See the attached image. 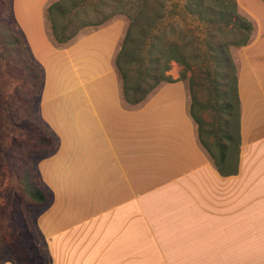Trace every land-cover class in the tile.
I'll return each mask as SVG.
<instances>
[{
  "label": "crops",
  "instance_id": "obj_1",
  "mask_svg": "<svg viewBox=\"0 0 264 264\" xmlns=\"http://www.w3.org/2000/svg\"><path fill=\"white\" fill-rule=\"evenodd\" d=\"M255 3L237 0L254 31L232 53L240 143L225 163L236 172L220 174L201 144L184 79L133 110L108 97L78 103L53 172L41 169L54 202L39 227L58 264H264V1ZM33 9L26 33L43 44Z\"/></svg>",
  "mask_w": 264,
  "mask_h": 264
},
{
  "label": "rangeland",
  "instance_id": "obj_2",
  "mask_svg": "<svg viewBox=\"0 0 264 264\" xmlns=\"http://www.w3.org/2000/svg\"><path fill=\"white\" fill-rule=\"evenodd\" d=\"M54 1L56 0H0V22L5 20L14 23L28 46L31 58L36 61L42 73L39 90L31 94L29 102L19 104L16 88L21 82L15 76V66H21L22 61L19 62V55L16 53L18 44L10 40L5 29L0 28V101L5 104L4 108L0 104V264H33L22 249L16 247L19 260L13 256L14 247L5 246L6 241L10 245L13 243L12 235L17 226H20L23 240H27L29 250L36 256L31 225L37 232L43 249V260L48 264H58L55 244L53 248L47 249L45 239L50 237L45 236L44 239L39 227L42 215L49 211L54 202L53 191L50 190L54 185L49 184V187L43 182L41 169L47 174L53 172L52 159L58 146L70 133L67 129L72 127L70 119L73 117V107L78 103L89 105L95 99L103 103L101 97H108L107 100H120L123 107L133 110L167 82H161L138 104L125 101L114 59L122 45L129 18L124 14L113 15L100 25L80 28L69 43L58 44L52 39L50 23L46 18V8ZM96 1L87 0L86 8L93 6ZM153 1L154 5L162 9L160 22L164 33L185 46L187 57L192 56L190 61L193 66L190 70L182 73L183 66L171 61L165 73L188 82L191 103L192 94L198 101L193 110L196 116L205 120V138L213 143L218 138L217 129L221 127V119L224 117L221 104L215 102V95L221 87L219 85L215 88L214 82L220 77L218 71L226 74L227 68L215 66L210 57L216 53H229L233 60V50L243 46L238 44L244 37L238 26L243 23L244 18L249 21L251 19L238 6L241 17L232 22V27L230 22L228 28L224 29L215 24V19L209 21L204 18V13L211 16L213 12L200 10V7L191 4L192 1ZM249 1L252 0H246ZM31 5L34 7L35 18L38 17L42 23L41 35L45 44L32 41L29 32L26 33L25 25L29 23ZM253 26L252 23V32ZM135 39L136 44L129 48V53L136 58L133 67L142 71L148 66L147 61L137 59L147 55V45H142L140 39ZM20 89L24 92L27 90L23 87ZM213 130V133L209 132ZM35 138L42 140L37 143ZM212 145L213 148L216 146L214 143ZM231 147L235 149L233 145ZM37 182L47 197L43 204L34 203L28 193V189L34 190ZM22 214L28 229L20 219Z\"/></svg>",
  "mask_w": 264,
  "mask_h": 264
},
{
  "label": "trees",
  "instance_id": "obj_3",
  "mask_svg": "<svg viewBox=\"0 0 264 264\" xmlns=\"http://www.w3.org/2000/svg\"><path fill=\"white\" fill-rule=\"evenodd\" d=\"M86 1L87 0H56L47 6L46 18L50 23L52 39L58 44H67L73 39L80 28L100 25L116 14L126 15L129 18V24L125 31L122 45L115 56L114 65L121 79L124 99L128 103L138 104L161 82L173 81L174 78L165 73L166 70L169 69L171 61H175L183 66L182 73L192 68L193 64L190 61L192 56H186L184 52L185 46L174 39H170L166 33H164L162 23L160 22L162 19V9L154 5L153 0H97L95 4H92L93 6L89 8H86ZM187 1H192L191 4L195 7H200V10H206V12L210 10V12H213L210 14L211 16L204 13V18H208L209 21L215 19V24L220 26V28H228L227 26L230 22V27H232V22L241 17L238 12L236 0ZM212 1L215 2L212 3ZM85 8L90 9V11L88 12ZM80 13H82L81 16L79 15ZM89 13L92 14L93 17H91ZM59 18H61V21H59ZM0 28L5 29V32L10 35V40L18 44L16 53L19 55L18 60L19 62L20 60L22 61V65L15 66V76L21 82V85H18L16 88V94L18 95L19 104L29 102L28 99L31 94L38 91L40 88L42 73L36 61L31 58L28 46L14 23H12V21L3 20L0 22ZM238 28L241 29L240 31L243 32L244 36L238 44L245 45L251 36L252 23L244 18L243 23L239 24ZM2 32L4 34V31ZM135 38L140 39L142 45H147V55H142V57H138L137 59H145L147 61L148 66L142 71L133 67L136 58L129 53V48L136 44ZM147 56L149 57L148 59L146 58ZM210 58L215 66L227 68V71H225L226 74L224 71H218L220 77L216 82H214V78L212 79L214 80L215 88H218L219 85L221 87L219 93L215 95V102L219 103V105L221 104V109L224 113V117L221 119V127L217 129L218 138L213 142L216 144L214 148L212 145L213 143L207 141L205 138L207 133V131L203 129L205 120L201 116H196L193 110V107L198 102L193 94L190 114L197 124L198 137L201 144L209 151L216 164L217 170L220 174L224 175L236 172V165L235 167H229L225 163V160L230 158L229 153L238 154L240 143V105L236 87V67L229 53H216ZM20 87L26 88L28 92H24ZM0 104L1 107L4 108L5 104L3 105L1 101ZM8 110L9 108L6 109V111ZM209 132L213 133L214 130ZM34 140L39 143L42 139L35 138ZM222 140L224 141L222 142ZM231 145H233L235 149H233ZM28 193L30 199L36 204H43L47 200L45 191L38 182L34 190L28 189ZM20 219L23 221L25 228H27L23 214ZM30 231L33 232L34 241L32 242H35L33 248L36 249L35 252L37 257L29 250L27 240H23V232L20 226H17L16 231L12 235L13 243L10 245V242L6 241L5 246L14 247L15 253L13 252V256L15 259L20 260V255L16 250V247H18L22 249L23 252H26V258L31 260L33 264H48L46 260H43L44 252L40 246L39 238L36 235L37 232H35L32 225ZM1 251L2 249L0 246V252ZM36 260L38 261L36 262Z\"/></svg>",
  "mask_w": 264,
  "mask_h": 264
},
{
  "label": "bare ground",
  "instance_id": "obj_4",
  "mask_svg": "<svg viewBox=\"0 0 264 264\" xmlns=\"http://www.w3.org/2000/svg\"><path fill=\"white\" fill-rule=\"evenodd\" d=\"M240 1H241V3H242V2L244 3V6L247 5V3H248V2H246V0H244V1H243V0H240ZM252 1H253V4H254V3L257 2L258 0H252ZM252 1H249V2L252 3ZM254 1H255V2H254ZM255 4H256V3H255ZM31 6H32V8H33V5H31ZM248 6H249V4H248ZM248 6H245V7H246V10L248 9ZM250 6H251V7H250L251 10H250V9H249V10H250L251 12H253V11H252V5H250ZM245 7H244V8H245ZM253 7H254V6H253ZM251 59H252V58H251Z\"/></svg>",
  "mask_w": 264,
  "mask_h": 264
}]
</instances>
